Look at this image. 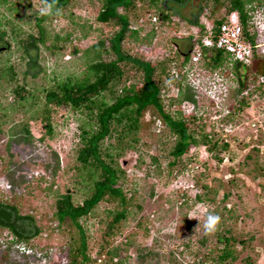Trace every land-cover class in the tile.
Segmentation results:
<instances>
[{
	"label": "rangeland",
	"instance_id": "obj_1",
	"mask_svg": "<svg viewBox=\"0 0 264 264\" xmlns=\"http://www.w3.org/2000/svg\"><path fill=\"white\" fill-rule=\"evenodd\" d=\"M40 3V0H0V29L7 34L5 40L0 41V67L5 70L0 76V202L14 204L22 214H34L41 233L32 237L21 251L10 243L11 235L6 229L0 228V264H68L67 252L71 236L76 237V230L68 232L57 226L58 222L53 218L55 196L48 193L46 187L52 182V190L59 193L68 190L74 203L82 201L88 187L85 170L74 169V165L79 164L75 162L74 151L79 140L78 119L71 112L66 108L54 110L50 119L53 134H46L42 141L39 139L46 131L45 121L40 118L41 90L84 70L81 50L93 42L94 37L90 32L91 36L81 39L79 25L82 24L84 30L97 25L94 15L100 3L74 0L66 17L46 24L48 44L55 33L64 36L69 31L72 32L70 41L65 43L64 50L55 53H49L39 45V67L34 71L37 75L23 79L34 89L37 98L33 100L29 96L28 102L16 110L17 105L11 107L15 99L12 88L16 82L6 80L5 68L13 65L19 71L18 83H24L25 63L20 60L21 44L16 45L12 29L20 32L22 39L28 33L37 36L34 23L41 9ZM210 6L211 2L187 0L180 7L171 4L170 10L177 12L178 17H190L203 7L208 11ZM220 10L215 9L216 12ZM76 48L78 51L74 52ZM131 50L137 56L144 52L141 48L135 50V46ZM258 63L254 61L244 71L241 92L236 90L237 83H233L221 98L217 89L211 90L206 84V90L195 93L198 98L190 88L185 90L194 101L183 99L179 103L181 114L193 115L186 118L191 127H204L213 134L212 140L218 139L220 144L223 140L228 142V149L220 153L221 161L205 146L199 145L183 154L178 165L170 167L168 161L171 159L166 156L174 138L166 132L163 121L159 127L151 123L150 110L144 114L138 147L127 148L119 158L126 173L123 188L133 199L118 224L119 234L109 242L112 247L120 246L118 259L126 264H217L216 256L222 244L216 241L215 234H205L203 228L207 213H213L221 217L220 229H231L235 238L230 246L236 258L232 263L227 260L219 264H244L246 258L253 264H264V92L260 93L261 88L257 85L261 79ZM174 88L168 85L167 92L162 93L163 100L175 98ZM241 99H246L248 105L232 115L226 114L237 108ZM177 107L176 99L171 110ZM32 115L36 118H31ZM25 121L30 138L21 129ZM9 127L15 132L12 136L8 133ZM155 155L160 157L159 175L157 163L151 161V156ZM227 193L229 195L224 198ZM182 194L190 198L185 203ZM194 194H200L202 199L192 201ZM112 208V204L100 201L94 213L80 218L87 237V254L96 259L93 264H101L97 252L109 220L105 210ZM193 214L196 218L190 219ZM202 236L208 239L206 247L199 244ZM126 240H130L127 245ZM149 251L152 254L149 255ZM100 258L108 260L109 264L117 260L107 259V255Z\"/></svg>",
	"mask_w": 264,
	"mask_h": 264
},
{
	"label": "trees",
	"instance_id": "obj_2",
	"mask_svg": "<svg viewBox=\"0 0 264 264\" xmlns=\"http://www.w3.org/2000/svg\"><path fill=\"white\" fill-rule=\"evenodd\" d=\"M4 1V0H3ZM74 0H57L53 13L59 8V15H38L35 17V27L37 36L28 33L22 39L21 33H14L16 45L21 44L20 60L24 61L22 71V81L28 75L35 77L37 72L39 45L49 53H55L65 49V43L70 41L72 32H66L64 36L55 33L51 44L46 42V24L66 17V12ZM100 3L95 11L94 19L96 26L81 28V39H86L93 34L94 41L85 46L81 51L84 70L78 74H70L63 80H57L50 86L44 87L43 102L40 107V118L45 121L46 131L39 139L42 141L47 135L53 134V126L50 121L51 113L58 108H66L77 119L78 143L75 151L74 169L85 170V180H87V193L79 203H74L73 195L68 190L59 193L52 190V182L47 186L48 193L55 196L53 218L57 220L58 227H63L68 232L75 229L76 237L71 236L70 246L67 252L68 264H93L96 259H92L87 254V237L83 229L80 218L90 213H94L100 201H106L113 205L112 209L105 210V216L109 220L104 231V240L98 249V258L107 255V259H117L114 264H126L121 258L118 259L120 246L109 245L110 239L119 234L118 224L126 215L127 205L133 199L129 197L123 188L122 180L125 179V170L119 164V158L124 155L125 150L136 149L138 147V135L143 128L144 114L150 110L152 115L151 123L155 118L161 119L166 128V132L173 136V142L167 150L170 157L168 165L176 166L183 154L190 149H196L199 145L206 147L207 151L213 153L214 157L222 160L220 153L228 149V142L213 139V134L207 132L204 127H191L189 120L193 115L184 116L179 109L181 100H192V95L185 90L190 88L189 70L187 62L188 55L181 56L178 52L167 50L164 52L153 51L152 55L145 58V54H132L131 47L137 46L138 42L147 47L150 44L151 32L144 35L137 32L128 31L130 16L139 19L145 13L154 9V12L161 13V20L170 15V5L175 3L182 6L187 0H96ZM204 4L211 2L213 8L223 9L224 12L236 10L239 14L243 26L245 40L254 43V34L248 31V24L251 23L248 12L251 9L264 5V0H201ZM19 2V1H17ZM41 2V0H40ZM135 3H141L139 7ZM41 7L42 2L40 3ZM122 8V12L118 9ZM167 8V9H165ZM221 9V10H222ZM212 10V9H211ZM178 11V10H177ZM166 12V13H165ZM168 13V14H167ZM179 14V13H178ZM181 15V14H180ZM198 16V11L189 16H183L193 23ZM223 16H221L222 18ZM250 19V21H249ZM202 31V29H201ZM6 31L0 29V41L5 40ZM134 41V43H133ZM8 45V42L6 43ZM136 48V47H135ZM205 52L204 64L210 71L217 67L230 68L235 75L237 83L236 90L241 92L244 85L243 75L247 67L240 66L230 60V55L224 50L219 49ZM78 48L74 49L77 52ZM228 60V61H227ZM259 65L257 71L264 73V60L257 59ZM5 77L9 82H16L12 88L15 99L11 107L21 106L28 102V97L33 100L37 98L33 93V88L28 87L27 82L18 83L19 71L13 65L6 68ZM5 70L0 67V76ZM172 84L176 88L175 98L178 100V107L171 110V105L175 98L169 97L168 101L163 100L162 93L167 92L168 85ZM260 89V88H258ZM263 93L264 90H259ZM248 105L246 99L239 101L238 107L233 108L229 114H234ZM31 118H36L32 115ZM226 122L227 120L223 118ZM19 124V123H18ZM20 125V124H19ZM21 129L29 135L27 121L22 124ZM10 136L15 132L11 127L8 128ZM30 138V135H29ZM168 140V139H167ZM160 143V142H159ZM168 143H170L168 141ZM161 149V145H159ZM163 150V148H162ZM159 156H161L159 154ZM164 157V156H162ZM195 157V155H194ZM249 158L250 155L248 154ZM157 155L151 156V161L156 164L158 175L161 174ZM264 170V168H262ZM52 190V191H51ZM229 193L224 195L227 197ZM184 203L190 199L182 194ZM192 201L202 199L200 194L193 196ZM137 208H140L137 205ZM222 224H218L215 234L216 241L221 242L222 247L216 256V263L225 262L236 258L233 254L230 242L235 240L231 229H220ZM0 228H5L10 232L15 241L27 242L32 237L40 233V228L36 225L34 214L19 212L14 204L0 202ZM220 230V231H219ZM228 233V235L226 234ZM207 238L202 236L199 244L206 247ZM126 240L125 244H129ZM111 247V248H110ZM148 254H152L150 251ZM147 254V255H148ZM103 261V262H102ZM101 264H109L108 260H102ZM184 264V263H182ZM244 264H253L246 258Z\"/></svg>",
	"mask_w": 264,
	"mask_h": 264
},
{
	"label": "clouds",
	"instance_id": "obj_3",
	"mask_svg": "<svg viewBox=\"0 0 264 264\" xmlns=\"http://www.w3.org/2000/svg\"><path fill=\"white\" fill-rule=\"evenodd\" d=\"M42 2V7L40 9V15L45 16V15H59L60 14V9L56 8L55 13H53V8L57 2V0H41ZM210 4V3H208ZM136 7H139L138 3H135ZM263 6L260 7H256L255 9H261L263 8ZM167 9V8H165ZM171 8H169L168 10L170 11V15L168 14V17H166L165 19L161 20L160 18V14L161 13H157L154 12V9H150L148 10L144 16L140 17L139 19H135L132 17V15L130 16V20H129V24H128V31L132 32L135 34V32H137L140 35H144L146 34L148 31L151 32V40H150V44H147V47L142 46L139 42L137 44V46H135L137 49L140 50V48L145 52H142V54H145V58L148 59V55H152L153 51H161L164 52L167 50H171L174 52H178V54H180L181 56H184V54L188 55V60L190 58V47H191V41H192V36L188 35V36H183L180 35L181 33H179V30H182V28H187L188 31H191L192 27H198L201 28L202 31H200V33H205L206 32V25H213V29H216L217 25L220 24L225 15H228L232 12L237 13L238 17L239 14L236 10H232L229 12H224L223 9L220 10L219 12L215 11V9L217 10L218 8H213L212 6H210V10L208 9V11H205V7H203L200 11H198V16L197 19L191 23L188 22L186 19H181V17L177 16V12L171 11ZM212 9V10H211ZM255 9H251L248 14L250 16H252V13ZM122 8L118 9V12H122ZM203 11V12H202ZM213 11L216 13L214 14ZM202 12V13H201ZM166 13V12H165ZM221 16H223L221 18ZM249 19V21H250ZM240 20V17H239ZM241 22V21H240ZM242 24V23H241ZM248 26L250 27L251 24L249 23ZM202 34V35H203ZM134 43V41H133ZM135 48V50H136ZM147 52V53H146ZM205 52H209L207 50H204V53L202 55V57L199 59V61L197 62L196 65L192 64L190 65L191 69L189 70V74H190V78H189V84H190V89L194 92V95L196 92H201L200 90H206V84L207 86L210 88L212 85L211 83L213 82L215 84H217V87L213 88V89H217V92L219 95H221L220 97H225V93L228 89H230L233 86V83L236 82L235 79V75L233 74L232 70L230 68H222V67H217L216 69H214L213 71H210L209 69H207V67L204 64V54ZM185 57V56H184ZM261 55H256L254 57L251 58V61H248L247 63L241 61V60H237V59H232V57L230 56V60H232L233 62H236L237 64H239L240 66H243L244 68L247 67L248 69L250 68V66L253 64L254 61H257V59H264V56L261 57ZM150 58V57H149ZM187 60V62H188ZM228 61V60H227ZM247 70V69H246ZM259 75H264V73H259ZM209 84H208V83ZM259 83V82H258ZM258 88H261V90H264V85L263 84H258ZM172 86V84H170ZM204 87L202 89H200V87ZM176 89V88H174ZM206 94V91H205ZM223 94V95H222ZM197 98L198 96L195 95ZM215 97V96H214ZM219 98V96H218ZM190 101H194V99L192 98V100ZM231 111V110H230ZM230 111H227L226 114H229ZM161 119L159 118H155L154 119V123L156 125V127L161 126ZM205 212H207V209H205ZM190 219L192 218H196L195 214L191 215L189 217ZM221 217L217 214H213V213H207L206 215V219L204 221L203 224V228H204V232L205 234H210L216 231L218 224L220 223ZM58 226V224H57ZM8 234H10V232L8 230H6ZM11 235V234H10ZM11 244L13 243L14 246L19 249V250H23L28 241L27 242H21V241H15V239L13 238V236L11 235V240H10ZM99 259L98 262H101V258H97Z\"/></svg>",
	"mask_w": 264,
	"mask_h": 264
},
{
	"label": "built area",
	"instance_id": "obj_4",
	"mask_svg": "<svg viewBox=\"0 0 264 264\" xmlns=\"http://www.w3.org/2000/svg\"><path fill=\"white\" fill-rule=\"evenodd\" d=\"M251 26L248 28L250 33L254 34V43L245 40L243 26L237 13L232 12L225 15L223 21L213 29V25H206V32L200 33L201 28L192 27L191 31L187 28L179 30V36H192L190 47L189 64L196 65L202 57L204 50L217 51L219 49L229 53L232 59L241 60L245 63L251 61L256 55L264 56V7L255 9L251 16ZM203 34V35H202ZM258 84L264 85V75L260 76ZM211 90L215 84L211 83Z\"/></svg>",
	"mask_w": 264,
	"mask_h": 264
}]
</instances>
